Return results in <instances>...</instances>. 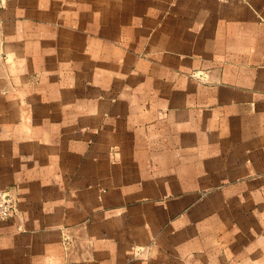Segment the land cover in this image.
I'll list each match as a JSON object with an SVG mask.
<instances>
[{
    "label": "crops",
    "instance_id": "0c3cea01",
    "mask_svg": "<svg viewBox=\"0 0 264 264\" xmlns=\"http://www.w3.org/2000/svg\"><path fill=\"white\" fill-rule=\"evenodd\" d=\"M0 180V264H264V0H3Z\"/></svg>",
    "mask_w": 264,
    "mask_h": 264
},
{
    "label": "built area",
    "instance_id": "2783aa9c",
    "mask_svg": "<svg viewBox=\"0 0 264 264\" xmlns=\"http://www.w3.org/2000/svg\"><path fill=\"white\" fill-rule=\"evenodd\" d=\"M3 0H0V8H2ZM18 214L17 202L4 189L0 180V221H8L14 219Z\"/></svg>",
    "mask_w": 264,
    "mask_h": 264
},
{
    "label": "rangeland",
    "instance_id": "374dc122",
    "mask_svg": "<svg viewBox=\"0 0 264 264\" xmlns=\"http://www.w3.org/2000/svg\"><path fill=\"white\" fill-rule=\"evenodd\" d=\"M139 251H142V249L141 248H137Z\"/></svg>",
    "mask_w": 264,
    "mask_h": 264
}]
</instances>
